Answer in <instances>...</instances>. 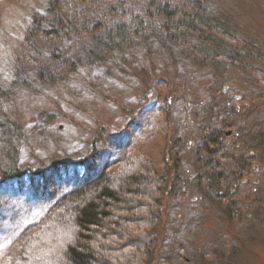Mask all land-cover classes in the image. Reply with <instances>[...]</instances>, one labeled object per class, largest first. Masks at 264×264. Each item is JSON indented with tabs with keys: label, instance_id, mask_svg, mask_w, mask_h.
I'll use <instances>...</instances> for the list:
<instances>
[{
	"label": "rangeland",
	"instance_id": "374dc122",
	"mask_svg": "<svg viewBox=\"0 0 264 264\" xmlns=\"http://www.w3.org/2000/svg\"><path fill=\"white\" fill-rule=\"evenodd\" d=\"M147 2L82 6V19L62 41L50 38L51 0L0 3V121L21 126L14 135L0 126V179L14 154L26 173L20 185L1 189L0 264H17L23 233L127 150L149 159L165 181L162 225L152 232L147 264H264V148L256 147L264 145V87L214 61L195 35L170 43L162 20L146 17ZM203 12L213 29L264 50V0H216ZM85 22L106 24L91 34L81 29ZM110 34V49L99 45ZM221 48L232 53L227 43ZM199 55L209 57V67ZM235 109L243 117L228 129ZM208 126L226 128L230 152L254 160L224 203L200 179ZM41 172L52 178L31 177Z\"/></svg>",
	"mask_w": 264,
	"mask_h": 264
},
{
	"label": "trees",
	"instance_id": "16d2710c",
	"mask_svg": "<svg viewBox=\"0 0 264 264\" xmlns=\"http://www.w3.org/2000/svg\"><path fill=\"white\" fill-rule=\"evenodd\" d=\"M3 1L9 0H0V3ZM114 1L116 0H51L48 14L55 27L50 33L51 40L62 41V35L68 34V26L78 25L83 17L80 7H95ZM215 2L216 0H180V5H176L168 0H148L145 15L152 23L158 17L162 20L160 30L170 43L180 45L184 37L195 35L202 49L210 51L209 55L214 61L243 69L249 75L252 85L262 89L263 48L213 29L210 18L203 11L206 5ZM104 24L106 23L94 27L85 22L81 29L86 33L96 34L104 31ZM117 27L116 30L121 29ZM224 29L228 30L226 27ZM115 33L116 38L121 37L120 32ZM112 40L114 35L110 34L99 45L110 49ZM222 43L229 44L232 53H222ZM235 50L242 51L244 55ZM253 50L256 54H251ZM199 58H203L201 61L206 62L209 67L208 56L199 55ZM250 61H254V64ZM3 97L5 96L0 87V103L4 101ZM246 109L244 107V111ZM243 114L244 112L235 109L228 129H232ZM0 126L9 130L12 135L21 130L18 123L9 119L0 121ZM202 136L199 164L205 175L200 179L206 182L208 195L213 196L215 201L224 203L228 201L231 192L239 188L245 174L254 170V160L250 155H233L230 152L226 128L208 126ZM256 147L264 148V145ZM16 156H11V167L1 171L0 192L13 184V180H17L18 185L22 183L20 178L26 173L18 169ZM232 158L234 160L231 161V167L223 165L224 161ZM31 175L33 178L47 180L52 174L41 172ZM164 186L163 177L149 159L127 150L123 159L104 167L97 178L61 198L50 209L42 224H34L23 233L17 264L20 260L26 264H147L154 246L152 234L162 225L158 211L163 209L166 195ZM8 260L7 264H12L11 258Z\"/></svg>",
	"mask_w": 264,
	"mask_h": 264
}]
</instances>
